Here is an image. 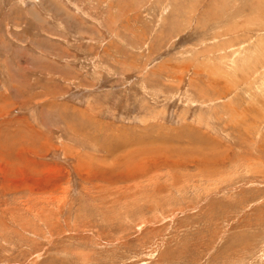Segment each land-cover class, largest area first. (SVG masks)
<instances>
[{
    "label": "rangeland",
    "instance_id": "obj_1",
    "mask_svg": "<svg viewBox=\"0 0 264 264\" xmlns=\"http://www.w3.org/2000/svg\"><path fill=\"white\" fill-rule=\"evenodd\" d=\"M0 264H264V0H0Z\"/></svg>",
    "mask_w": 264,
    "mask_h": 264
},
{
    "label": "crops",
    "instance_id": "obj_2",
    "mask_svg": "<svg viewBox=\"0 0 264 264\" xmlns=\"http://www.w3.org/2000/svg\"><path fill=\"white\" fill-rule=\"evenodd\" d=\"M44 58H46V57H44ZM46 59H47V58H46ZM43 60H44V59H43ZM43 60H42V61H43ZM56 63H57V62L52 61V63H50V65L48 64V66H54V65H56ZM46 64H47V63H46ZM51 64H52V65H51ZM44 71H45V70H44ZM47 72H48V71H47ZM9 73H11V72H9ZM9 75H10V74H9ZM51 76H52V75H51ZM10 77H11V76H10ZM10 77H9V78H10ZM2 78H4V77L2 76ZM3 84H4V82H3ZM61 105L63 106V104H61Z\"/></svg>",
    "mask_w": 264,
    "mask_h": 264
},
{
    "label": "bare ground",
    "instance_id": "obj_3",
    "mask_svg": "<svg viewBox=\"0 0 264 264\" xmlns=\"http://www.w3.org/2000/svg\"><path fill=\"white\" fill-rule=\"evenodd\" d=\"M76 133H78V132H76ZM102 146V145H101ZM117 146V145H116ZM117 148V147H116ZM120 148V147H119ZM141 152V151H140ZM128 155V154H127ZM130 157V156H129ZM139 161V160H138ZM126 162V161H125ZM133 167V166H132ZM126 174V173H125Z\"/></svg>",
    "mask_w": 264,
    "mask_h": 264
}]
</instances>
